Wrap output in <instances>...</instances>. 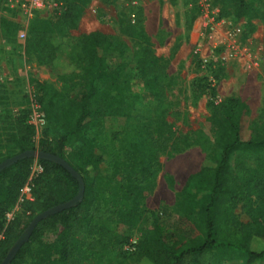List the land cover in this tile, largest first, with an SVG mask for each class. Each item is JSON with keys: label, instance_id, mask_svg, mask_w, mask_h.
<instances>
[{"label": "trees", "instance_id": "1", "mask_svg": "<svg viewBox=\"0 0 264 264\" xmlns=\"http://www.w3.org/2000/svg\"><path fill=\"white\" fill-rule=\"evenodd\" d=\"M90 1L55 0L51 15H35L27 26L24 53L26 56L34 53L38 64L54 67L58 49L70 45L77 49L76 59L83 61L81 88L72 96L54 92L48 98L53 109L44 106L41 110L45 118L60 125L63 132L50 138L45 136L37 149L59 156L74 168L84 181V192L75 205L39 221L9 264H109L117 257L145 260L149 264H225L233 260L234 252L245 255V264L264 259V117L259 124L252 122L245 128L246 105L233 95L218 103L209 101L208 129L184 134L182 144L176 143L173 149L180 151L199 145L206 151L200 169L187 177L176 195V214L166 206L144 210L139 207L138 199L151 188L153 180L155 182L160 165L152 152V141L137 133L128 142L131 146L125 150L124 160L116 166V173H121V193L107 195V208L120 231L93 221L94 215L103 208L96 172L101 157L95 153V145L107 113L105 87L119 78L123 65L110 69L106 64L103 50L109 48L110 42L100 32L91 31L75 38L68 34V30L78 27ZM2 8L9 13L7 6ZM247 8L245 0H232L230 6L222 0L217 18L239 19L247 13ZM129 10L130 19L120 21L119 31L143 40L137 69L149 91L162 93L156 82L163 73V66L151 60L146 63L153 51L143 28V8L136 5ZM259 17L264 22V14ZM2 22L9 34L16 37L18 25L5 18ZM196 64L200 66V60ZM219 70L222 72L223 68ZM210 75L212 79L219 77L212 69ZM204 80L203 85L191 84L193 99L211 89V81ZM44 88L43 84L37 87L40 93ZM27 116V111L21 110L8 122L7 129L11 132L7 139L18 153L34 148L35 126ZM71 119L72 124L67 123ZM208 134L212 136L216 151L208 152L205 139ZM11 156L13 154L0 156V162ZM143 156H147L146 159ZM233 157L237 163L241 158L256 161L255 166L248 168L243 185L238 184L231 166ZM34 164L40 170L29 180ZM148 177L152 178L150 185ZM252 181L254 184L249 186ZM28 182L31 185L29 197H24L22 189ZM77 190V180L64 167L50 160L24 157L1 169L0 262L35 215L73 198ZM200 192L206 197L205 203L194 197ZM241 200L247 208L255 204L258 209L251 213L246 223H241L234 213L236 203ZM10 211H13L12 217L7 220L6 214ZM125 229L134 230L136 234L132 251L123 250L130 244ZM49 235L53 240L48 239Z\"/></svg>", "mask_w": 264, "mask_h": 264}, {"label": "rangeland", "instance_id": "2", "mask_svg": "<svg viewBox=\"0 0 264 264\" xmlns=\"http://www.w3.org/2000/svg\"><path fill=\"white\" fill-rule=\"evenodd\" d=\"M3 1L0 0V156H7L18 153L7 139L11 132L7 128L11 117L21 110L27 111L30 123H35L32 149L38 150V143L45 136L50 138L63 132L60 125L50 123L41 110L44 106L53 109L48 98L54 92L72 96L81 88L83 61L76 59L75 45L58 49L54 67L38 64L34 53L26 56L24 46L29 22L23 24L22 16ZM225 1L230 6L232 0ZM245 1L248 4L247 13L235 19L217 18L222 0H210V7L204 8L192 0H91L82 12L78 27L68 30V34L74 38L91 31L100 32L110 42L109 48L103 50L106 64L110 69H115L118 64L123 65L119 78L105 87L107 113L103 117L102 129L95 145V153L101 157L96 172L97 184L101 189L100 202L104 209L94 215V222L120 231L116 229L107 208V195L121 193V173H116V166L124 160L125 150L130 148L128 142L133 134H143L152 141V152L160 165L155 182L153 180L151 188L138 199L140 209L166 206L176 214L175 198L183 187V178L176 179L172 172L178 171L184 161L190 164L191 160H197L195 167L200 168L206 159V151L199 145H191L180 151L173 149L176 143L182 144L184 134L208 129L210 110L207 103H218L222 95L234 90L243 98L251 100L250 105L242 101L247 108L245 128L251 126L252 122L259 124L262 120L264 22L259 16L264 14V0ZM3 5L10 9L9 13L3 10ZM136 5H144L151 15L147 25L149 33L143 23L153 51L146 63L154 61L163 66V73L156 82L162 93L149 91L137 69L143 40L130 38L119 31L120 21L130 19L129 9ZM52 11L50 4L37 15L47 17ZM3 18L18 25L16 37L15 34H9L10 31L2 22ZM197 60H200V66H197ZM220 67L223 68L222 72ZM211 69L218 73L217 79H212ZM157 73H160L159 69ZM204 79L211 81L212 87L195 100L191 84L203 85ZM40 84L45 86L41 93L37 89ZM39 97H42L41 101ZM71 122L72 119L67 123ZM205 139L208 152L216 151L212 136L208 134ZM230 163L239 185L244 184L243 178L248 174V168L256 165L254 158H241L237 163L233 157ZM33 166L36 172L38 165ZM151 180L148 177V185ZM253 184L254 181L249 186ZM194 197L201 198L203 203L206 201L201 192L195 193ZM244 204L245 201L241 200L234 207V213L241 223L248 222L251 213L258 211L255 204L251 208ZM124 232L130 239L136 238L134 230L125 229ZM48 239L53 240L52 235ZM245 260L244 254L234 252L233 260L225 264H245ZM109 264L149 263L117 257ZM253 264H264V259Z\"/></svg>", "mask_w": 264, "mask_h": 264}, {"label": "water", "instance_id": "3", "mask_svg": "<svg viewBox=\"0 0 264 264\" xmlns=\"http://www.w3.org/2000/svg\"><path fill=\"white\" fill-rule=\"evenodd\" d=\"M24 157L42 158V159L53 161L61 165L77 180L78 190H77L76 195L73 198L65 202H62L60 204H57L55 206H52L38 213L37 215H35L31 219V221L28 223L27 227L22 232V234L19 236V238L9 248V250L7 251L5 257L2 259L0 264H9V262L11 261V259L13 258L17 250L20 248V246L28 240L32 230L34 229V227L39 221H41L42 219L46 218L49 215H52L63 209H66L68 207L75 205L78 201L81 200L83 196V192H84V181L81 175L76 170H74V168H72L64 159L60 158L59 156L52 154V153L44 152L41 150L28 149V150L19 152L9 158H6L0 162V170Z\"/></svg>", "mask_w": 264, "mask_h": 264}, {"label": "built area", "instance_id": "4", "mask_svg": "<svg viewBox=\"0 0 264 264\" xmlns=\"http://www.w3.org/2000/svg\"><path fill=\"white\" fill-rule=\"evenodd\" d=\"M192 1H194L200 7L203 8L210 7V0H192ZM5 2L8 4L9 8L12 11L17 12V14L22 16L23 24H27L29 20L33 18L35 15H37L39 12L46 9L47 7H50V4L52 9L56 6L55 0H5ZM38 117L40 118L41 115L39 114ZM31 123L34 124L35 126L34 122ZM34 167L35 166H32L29 180L35 173H37L40 170V167L37 166V171L34 172ZM30 187H31L30 182L26 183V185L22 189V196L29 197V195L27 194L30 193ZM12 213L13 211H10L6 214L7 220H9L12 217ZM135 241L136 238L130 239V244L125 245L124 250L132 251L133 250L132 244Z\"/></svg>", "mask_w": 264, "mask_h": 264}, {"label": "crops", "instance_id": "5", "mask_svg": "<svg viewBox=\"0 0 264 264\" xmlns=\"http://www.w3.org/2000/svg\"><path fill=\"white\" fill-rule=\"evenodd\" d=\"M141 7L143 8V18H144V22L143 23L145 25V30H146V32L149 33V29H148L147 25H148V22L151 20V15L149 14L148 9H146V7L144 5H142ZM220 95H222L221 92H220ZM232 95L239 97L241 101L244 100V102L246 104L247 103L249 105L251 104V100L243 98L240 93H237L234 90L228 92L227 94L222 95V100L227 98V97H229V96H232ZM194 161L195 162H193V160H191L190 164H188L186 161H184V164L181 165V167H180V169L178 171L175 170V171L172 172L176 179L183 178V185H184L187 177L190 174L195 173V172H197L200 169L198 167H195V165L197 164V160H194ZM154 208H156V206L155 207H148V209H154Z\"/></svg>", "mask_w": 264, "mask_h": 264}]
</instances>
